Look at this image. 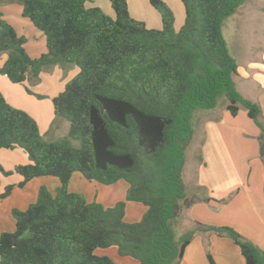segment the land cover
<instances>
[{"label": "trees", "instance_id": "trees-1", "mask_svg": "<svg viewBox=\"0 0 264 264\" xmlns=\"http://www.w3.org/2000/svg\"><path fill=\"white\" fill-rule=\"evenodd\" d=\"M0 1L21 3L47 41L45 53L30 56L27 37L0 11V56L8 54L1 74L34 94L25 82H38L43 70L79 69L52 99L56 118L69 121L57 140L46 139L37 120L0 91V148H22L31 160L14 167L23 177L19 186L39 176L60 180L54 193L43 186L26 209L12 210L15 229L0 234V264H117L96 253L112 246L135 259L121 264H180L199 230L232 238L246 264H264V249L233 226L197 221L179 235L174 229L183 208L198 200L187 198L183 179L197 110L214 108L221 96L232 115L246 109L262 129L264 157L261 106L238 90V63L223 33L224 20L245 0H181L179 30L164 0H150L161 13V28L134 18L128 0H110L114 15L87 6L90 0ZM75 172L103 184L125 180V200L105 206L70 191ZM128 201L146 206L140 220H125Z\"/></svg>", "mask_w": 264, "mask_h": 264}, {"label": "crops", "instance_id": "crops-1", "mask_svg": "<svg viewBox=\"0 0 264 264\" xmlns=\"http://www.w3.org/2000/svg\"><path fill=\"white\" fill-rule=\"evenodd\" d=\"M87 6L90 5L87 4ZM109 9L110 7L107 12H109ZM0 11L3 17L14 26L20 35H25L27 37L25 47L30 56L38 57L47 51L45 34L36 27L28 17L23 15V6L21 3L16 1H0ZM235 14L238 15L236 17H240L243 21L244 18L249 17L251 25H249L250 27L247 30L244 27H242L241 30L238 25L233 26V22L228 23L229 32H233L231 33L232 36L235 31H239L240 33L238 34L239 36H237L238 38L231 39L229 37L231 43H228L227 38L224 36L227 47L230 44L231 48H233L234 54H230L238 63V74L235 75L234 79L238 90L245 97L257 102L261 106L259 121L264 125V0H245L238 11L233 15ZM252 19L254 20V25H252ZM233 24H236V22ZM241 47L244 50L242 53ZM238 53L243 56L240 58L242 62H239L238 58L235 56V54L238 55ZM7 57V53H3L0 56V66L4 64ZM48 70L49 69L41 72L38 82L43 81V78L49 72ZM50 70L52 74L59 73L58 76L62 74V68L58 65H55ZM57 82L59 83L56 88L37 92L44 96L39 98L36 95L34 96L26 94V92H21V90L16 88L19 83L12 82L6 75L0 73V91L4 94L9 103L15 107L26 110L37 120L41 133L43 132L46 139H48L47 134L51 127L48 130V125L47 127L43 125L45 120L47 124L51 122L55 123L59 129L63 128L64 133L68 131L69 128L66 119L62 117L56 118L54 113L52 99L61 92L66 85V81L58 80ZM16 90L18 92H16ZM40 103H47L46 107L44 108ZM227 104L228 101L224 100L221 105L218 103L212 109L197 112L194 118V133L197 138L202 137V164L205 162L203 161L205 157L204 154H210L213 145L214 150L215 148L220 150L219 152H221L224 158L229 162L231 168L229 170L224 168L219 171V174L228 179L227 182L229 185L226 190H228V193L231 192V196L223 195V197H220L223 193L218 194L219 191L217 189L211 188L212 190H209L207 184L210 181L209 179L202 178V166L199 167L198 179L194 184L197 188H194L192 193L187 194V198H197L198 194L196 191H203L204 195L200 198L205 200L200 202L196 201L192 205L184 207L181 215L174 222V229L178 230L179 234H181L196 227L197 221L214 225H230L235 227L243 236L264 249V157L260 154L261 144L259 138L262 129L252 118L249 116V118L247 117L248 113L246 109L241 108L237 115L232 116L227 109ZM239 116L244 118L245 125H243V128L236 126L237 122L230 123L228 121L230 117L237 118ZM63 132L60 133V135L64 134ZM216 133L218 137H213L212 140H214L209 144L210 135ZM58 134L59 133L56 132V135ZM0 154L5 153L0 150ZM30 161L28 155L22 154L20 158H15L13 163L16 166L17 164H27ZM207 164L208 162H206V165ZM231 178H233V180H231ZM47 181L54 184L56 188L60 185V182L57 180L48 179ZM33 200H36L34 196L28 197V199L24 201L22 208H27ZM132 207H135L136 211H138L141 216H143L146 210V208L140 204H132ZM207 212L211 214L214 212L216 214L217 212H223L225 215H228V217L224 219L223 222L208 221V219H206L208 218L206 217ZM1 215L0 212V216ZM13 227H15L14 218L13 222H8V226L5 227V230H12ZM2 231L4 230L0 229V234ZM208 252L212 254L215 264H246V260L234 240L228 236H221L212 230H199L196 232L194 238L186 247L180 264H211ZM128 257L131 260L130 262H135L134 258Z\"/></svg>", "mask_w": 264, "mask_h": 264}, {"label": "rangeland", "instance_id": "rangeland-1", "mask_svg": "<svg viewBox=\"0 0 264 264\" xmlns=\"http://www.w3.org/2000/svg\"><path fill=\"white\" fill-rule=\"evenodd\" d=\"M164 1H166L167 4L173 10L175 18H176L175 27L177 30H179L181 28V26L183 25L184 19H185V10H184V5H183L182 1L181 0H164ZM128 3H129L130 13L134 18L144 21L149 28H161V26H162V24H161V22H162L161 13L157 8H155L151 4L150 0H128ZM87 4H89L90 6H99L106 13H108L110 15L111 14L114 15V10L111 6L110 0H90L87 2ZM109 7H110L109 12H107ZM236 16H238V15L237 14L231 15L224 20L223 33H224V36L227 38L228 43L229 42L231 43L230 38L235 39L237 36H239L238 34H240L239 31H235L234 35L232 36L231 33H233V32H229L228 23L236 22V24L232 23V25L233 26L238 25L241 28V30H242V27H244L247 30L250 27L249 25H251L249 17L244 18V21H243V19L241 20L240 17H236ZM252 25H254V20H253ZM241 46H243V45H241ZM228 49H229L230 53L233 55L234 54L233 48H231L230 44L228 45ZM242 51H244V50L241 47V53H242ZM241 55L242 54H239V53H238V55L235 54V56L238 58L239 62H242L240 58H242L243 56H241ZM48 71L49 72L43 78V81H41V82H32V81H26L25 82V84L34 92V94L29 93L26 90V87L24 84L19 83V85H17L16 88L18 90H21V92H26V94H30V95L35 96V94H39V93H37L39 91L40 92L41 91H47L51 88H56L58 83H59V82H57L58 80L66 81V83H67L69 80H71L78 73L79 69L77 66L69 67L67 69L62 68V74L60 76H58L59 73L52 74L50 69ZM16 92H18V91L16 90ZM224 100H227V98L225 96H221L218 99V103H220V105H221ZM52 102H53V100H52ZM46 104L47 103H40V105H42L44 108L46 107ZM201 110H209V109L197 110L194 113L193 122H195L194 121L195 114ZM247 117H248V115H247ZM40 121H42V120H40ZM228 121L230 123L231 122L232 123L237 122L236 126H240L242 128H243V125H245V121H244V118L242 116L241 117L239 116L237 118L236 117L235 118L230 117V119ZM66 122H67V124H69L68 120H66ZM43 125H46V127L48 125V128H47L48 130L51 127L48 134H47L48 140L60 139L63 136H65L68 132V131H66L64 133L63 128L59 129L55 123L49 122L47 124L46 120L44 121ZM258 126H259V124H258ZM194 129H195V123H194ZM68 130H69V128H68ZM56 132L59 134L56 135ZM62 132L64 134L60 135V133H62ZM42 135H43V132H42ZM213 137L217 138L218 137L217 133L210 135L209 144L214 140V139L212 140ZM201 140H202V137L197 138L196 134L194 133V138H192L190 144L188 145V147L186 149V161H185V166H184V170H183V179H184V183L186 185V192H187V194H190L194 191V188H197V186H194V184L196 183L195 181L198 179L199 167L202 166L201 175H202L203 179H209L210 182L207 184V187L209 188V190L211 188L217 189L219 191L218 194L223 193L220 195V197H223V195L229 196L231 192L228 193V190H226L228 188V185H229L227 182L228 179H226L225 177L220 175L219 171L224 169V168L226 170H229L231 168V166H230L229 162L224 158L223 154L221 152H219L220 150H217L216 148L214 150V148H213L214 145L212 147V151L210 150V147H209V150L211 151L210 154H208V155L206 153L204 154L205 160L203 158V161H205V162L202 164L201 159L203 157V154H202V150H201V143H202ZM213 143H217V142H213ZM75 144H77V142H75ZM0 150H2L3 153H5V154H0V164L3 166L5 171H7V172L10 170L12 171L11 173H9V172L5 173L2 169H0V190H1L0 194L5 190V187L7 185H9V184L14 185L13 192H11L12 194H10L6 197L0 198V212L2 214L0 216V229H3L4 231H14L15 227H13L12 230H5V227L8 226V222H13V218H12V214H11L12 210L14 208L24 209V208H22L24 201H26L28 199V197H30V196H34V198L36 199L38 196L37 193H39V189L43 186L47 187L51 192L54 193V191L56 190V187L51 182L47 181L48 179L57 180L58 182H60V181H59L58 177L49 175V176H42V177L33 178L30 181H28L25 186H19V182L22 180V177L19 173H17L14 170L15 165H14L13 161L15 158H18V157L20 158L22 156V154L28 155V153L24 149L19 148V147L15 148V149L2 148ZM206 162H208L207 165H206ZM231 180H233V178H231ZM230 185H234V184H230ZM127 187H128V183L125 180H119L113 184H103V183L97 182L95 180H89V179L85 178L80 172H75L72 175V177L69 181V185H68V189L70 191L79 192V193L83 194L88 201H98L105 206H111V205H114L119 200H125ZM196 192L198 194L197 195V198H198L197 201L200 202V201L205 200V199L200 198V197H202V195H204L203 191H196ZM132 204H140L141 206H144L146 208V206L143 203H140V202L139 203H133V202L128 201L127 207H126L125 220L129 221V222L138 221L142 218L141 214L138 213V211H136L135 207H132ZM206 217H208V218H206V219H208V221L223 222L224 219H226L228 217V215H225L223 212L222 213L217 212V214L215 212L212 214L207 212ZM13 225H14V223H13ZM175 231H176V234L179 235L178 230H175ZM96 253L99 255L106 254V255L111 256L116 261L117 264L131 263L130 258L128 256L124 257V256L120 255L117 251V248L114 246L108 247V248H98L96 250Z\"/></svg>", "mask_w": 264, "mask_h": 264}]
</instances>
